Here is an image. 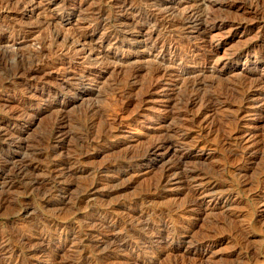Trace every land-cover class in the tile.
I'll return each instance as SVG.
<instances>
[{"label":"rangeland","instance_id":"obj_1","mask_svg":"<svg viewBox=\"0 0 264 264\" xmlns=\"http://www.w3.org/2000/svg\"><path fill=\"white\" fill-rule=\"evenodd\" d=\"M261 75L264 0H0V264H264Z\"/></svg>","mask_w":264,"mask_h":264},{"label":"bare ground","instance_id":"obj_2","mask_svg":"<svg viewBox=\"0 0 264 264\" xmlns=\"http://www.w3.org/2000/svg\"><path fill=\"white\" fill-rule=\"evenodd\" d=\"M256 5V4H255ZM254 12V11H253ZM252 12V13H253ZM257 14V13H256ZM190 15H192V14H190ZM189 15V16H190ZM185 16V15H184ZM184 16H183V18H184ZM188 16V17H189ZM196 16V15H195ZM194 16V17H195ZM182 18V19H183ZM187 18V17H186ZM185 18V19H186ZM192 18L190 17V20L189 21H191L192 23H194V24H196V23H199V22H197L198 20H196V18L194 19H192ZM183 21H184V19H183ZM185 21H187V20H185ZM184 21V22H185ZM212 21V20H211ZM196 22V23H195ZM201 23V22H200ZM185 26V25H184ZM153 48H155V47H153ZM34 49V48H33ZM156 49V48H155ZM158 49V48H157ZM160 49H158V51H159ZM161 50H162V48H161ZM155 51V50H154ZM161 52V51H160ZM171 52V51H170ZM154 53V52H153ZM155 55H157V54H155ZM164 55V54H163ZM163 55H162V58H163ZM231 55V54H230ZM152 56V55H151ZM154 57V56H153ZM152 57V58H153ZM157 57V56H156ZM155 57V58H156ZM159 57H160V55H159ZM165 59V58H164ZM155 60V59H154ZM156 61V60H155ZM160 61V60H159ZM162 61V60H161ZM166 61V60H165ZM204 61V60H203ZM203 61H201V62H203ZM175 62V61H174ZM162 63V62H161ZM199 64L201 65V63L199 62ZM167 65V64H166ZM199 67V66H198ZM197 67V68H198ZM168 68H169V66H168ZM164 69V68H163ZM255 69V68H254ZM158 70V69H157ZM215 70V69H214ZM200 71V70H199ZM252 74V73H251ZM30 75V74H29ZM194 76V75H193ZM242 76V75H241ZM258 78V77H257ZM194 79V78H193ZM248 81L246 80H244V81H241V82H239V83H235L236 85H233L232 84V86L233 87H226V85H225V90L223 89V92H224V96L222 95V97L221 98H223V99H220V97H218V98H216V102H218L220 105L222 104L223 105V103H224V105L225 104H227L228 102H229V104H231V102H230V100H233V102H234V104H235V102H236V104L238 103V108H240L241 106H243V104H245L247 101H250L252 98H253V96H256V95H262L261 94V92H264V76H262L261 75V78L259 79H252V78H249L248 77ZM237 80V79H236ZM199 81V80H198ZM191 83V82H190ZM192 83H193V81H192ZM194 83H195V81H194ZM221 84V83H220ZM224 84V83H223ZM194 87V86H193ZM192 87V88H193ZM216 87H218V86H216ZM223 87V86H222ZM195 88V87H194ZM188 89V88H187ZM217 89V88H216ZM194 90V89H193ZM196 90V89H195ZM199 90V89H198ZM197 90V91H198ZM218 91V90H217ZM219 91L221 92V90H220V88H219ZM192 93L194 92V91H191ZM196 92V91H195ZM201 92V91H200ZM218 93V92H217ZM195 94V93H194ZM193 94V95H194ZM222 94V93H221ZM189 95V94H188ZM187 95V96H188ZM192 95V94H191ZM191 95H189L188 96V98L186 99L185 97V99L186 100H184V101H186L185 102V105H186V107L188 108V110H189V106H193V105H196L195 103L196 102H200L201 100H202V98H201V100L200 101H198L197 100V97H194V96H191ZM207 95V94H206ZM219 96H220V93L218 94ZM264 95V94H263ZM208 96V95H207ZM211 96H213V95H211ZM211 96H210V99L209 100H206V101H202V103L204 104V106H206V107H203V109L201 110V111H199L197 114H195V115H193L192 114V116H191V123L192 124H194V125H196L197 126V130H198V135L200 136V135H202L203 133H205L206 131H209V128H207V126H209V123H207V122H209V121H207L208 119H209V115H210V113L209 112H213L212 110V108H213V106H214V102H212L211 101ZM201 97V96H200ZM261 97V96H260ZM203 98H204V95H203ZM264 98V97H263ZM204 100V99H203ZM214 100V99H213ZM179 101V100H178ZM216 102H215V104H216ZM217 103V104H218ZM200 104H201V102H200ZM199 104V105H200ZM202 104V105H203ZM233 104V105H234ZM182 105V104H181ZM248 105V104H247ZM201 106V105H200ZM226 106V105H225ZM227 106H228V104H227ZM231 106V105H230ZM215 107V106H214ZM218 107V106H217ZM234 107V106H233ZM236 107V106H235ZM191 108V107H190ZM227 108V107H226ZM216 109V108H215ZM214 109V110H215ZM223 109V108H222ZM228 109V108H227ZM235 110V109H234ZM233 110V111H234ZM238 110V109H237ZM237 110H235V111H237ZM239 110H242V109H239ZM238 110V111H239ZM234 111V112H235ZM186 112H188V111H186ZM188 113H190V110H189V112ZM208 113H209V115H208ZM237 113V112H236ZM239 113H240V111H239ZM190 117V116H189ZM188 119V118H187ZM219 119V118H218ZM189 120V119H188ZM233 120V119H232ZM236 121V120H235ZM234 123V122H233ZM179 124V123H178ZM211 124V123H210ZM188 125H191V124H188ZM214 125V124H213ZM231 125H233L232 124V121H231ZM234 125H235V123H234ZM219 126V125H218ZM228 127V126H227ZM233 127H235V126H233ZM237 127V126H236ZM184 128H187V127H184ZM188 128L190 129L191 127L190 126H188ZM187 128V129H188ZM193 128V127H192ZM229 128H231V127H229ZM195 129V128H194ZM196 130V131H197ZM227 131H229V130H227ZM227 131H225V132H227ZM239 131V130H238ZM210 132V131H209ZM211 132H213V131H211ZM224 132V131H223ZM224 132V133H225ZM184 133V132H183ZM208 133V132H207ZM207 133H205L203 136H205ZM240 133V132H239ZM108 134V133H107ZM197 134V133H196ZM249 134V133H248ZM179 135V134H178ZM224 135H226V134H224ZM235 135V134H234ZM244 135V134H243ZM196 136V135H195ZM215 136V135H214ZM228 137H229V135H227ZM240 136H241V134H240ZM239 136V137H240ZM161 137V136H160ZM206 137V136H205ZM237 137H238V135H237ZM241 137H244V136H241ZM96 138V137H95ZM168 138V137H167ZM207 138V137H206ZM247 138V137H246ZM194 139V138H193ZM198 139V138H197ZM196 139V140H197ZM200 139V138H199ZM224 139V138H223ZM204 140V139H203ZM244 140V139H243ZM211 141V140H210ZM232 141V140H231ZM237 141V140H236ZM175 142H178V140L176 141L175 140ZM181 142H183V141H181ZM186 142V141H185ZM203 142H205V141H203ZM207 142V141H206ZM234 142V141H233ZM201 143V140H198V141H195V143L193 144V146L192 147H194V146H198L199 144ZM238 143V142H237ZM254 143V142H253ZM191 144V143H190ZM190 144H188V145H190ZM152 145H154V144H152ZM161 145V144H160ZM159 145V146H160ZM248 145V144H247ZM158 146V147H159ZM166 146V145H165ZM168 146V145H167ZM204 146V145H203ZM145 148V147H144ZM245 148V147H244ZM154 149V148H153ZM160 149V148H159ZM194 149V148H193ZM201 149V148H200ZM151 150V149H150ZM155 150V149H154ZM157 150V149H156ZM184 150V149H183ZM262 150V149H261ZM158 151V150H157ZM176 151V150H175ZM156 152V151H155ZM178 151H176V153H177ZM154 153V152H153ZM172 155H173V153H171ZM144 155V154H143ZM187 155V153H180L179 155H177L176 156V160L174 161L175 162V164H173V165H168V168L165 170V174H163L164 176H163V179H166L167 177L169 178V176H173L174 174H177L178 173V170H179V168H180V164L182 163V160H183V158L185 157ZM136 156V155H135ZM245 156V155H244ZM173 158H174V156H172ZM185 159V158H184ZM174 160V159H173ZM238 160V159H237ZM172 161V160H171ZM184 162V161H183ZM171 163H173V162H171ZM18 170V169H17ZM20 172L22 171V168H21V170H19ZM180 171V170H179ZM23 172V171H22ZM181 172H183V171H181ZM184 173V172H183ZM23 174V173H22ZM182 174V173H181ZM176 177H177V175H176ZM180 177H182V175L180 176ZM188 177H190V176H188ZM192 177V176H191ZM190 177V179H192ZM167 178V179H168ZM175 178V177H174ZM182 179V178H181ZM183 179H185V178H183ZM188 179V178H187ZM159 181V180H158ZM185 181H187V180H185ZM160 182V181H159ZM159 182H158V184H159ZM166 182V181H165ZM162 183V182H161ZM185 183V182H184ZM187 185H188V182H187ZM192 185V184H191ZM153 186V185H152ZM188 186H190V185H188ZM83 188V187H82ZM196 191V190H195ZM194 191V192H195ZM202 191V190H201ZM191 192V191H190ZM209 192V191H208ZM148 193V192H147ZM197 194V193H196ZM196 197H197V195H196ZM190 199H191V197H190ZM188 200V199H187ZM191 200H193V198L191 199ZM195 200H197V199H195ZM3 201V200H2ZM193 202V201H192ZM191 201H190V203H192ZM195 202V201H194ZM80 203V202H79ZM200 203V202H199ZM189 204V203H188ZM195 203H193V205H194ZM190 205V204H189ZM199 205V204H198ZM73 206V205H72ZM67 217V216H66ZM111 217V216H110ZM138 221V220H137ZM105 228V227H104ZM111 231V230H110ZM104 241V240H103ZM161 241V240H160ZM199 242V241H198ZM201 242H202V240H201ZM54 243V242H53ZM200 243V242H199ZM198 243V244H199ZM96 245V244H95ZM98 245V244H97ZM199 250V249H198ZM190 259V258H189ZM190 261V260H189ZM77 262V261H76ZM79 263V262H78ZM84 263V262H83ZM117 264V263H116ZM179 264V263H178Z\"/></svg>","mask_w":264,"mask_h":264}]
</instances>
